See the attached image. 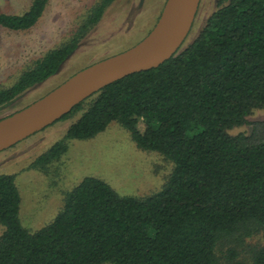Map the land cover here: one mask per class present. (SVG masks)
I'll return each mask as SVG.
<instances>
[{
  "label": "trees",
  "instance_id": "trees-1",
  "mask_svg": "<svg viewBox=\"0 0 264 264\" xmlns=\"http://www.w3.org/2000/svg\"><path fill=\"white\" fill-rule=\"evenodd\" d=\"M113 1L101 0L86 25L98 23ZM48 2L0 13V25L31 29ZM78 47L75 37L48 50L0 90V110L57 74ZM256 109H264V0H227L169 60L105 86L59 119L80 113L37 160H57L65 140L118 121L140 148L174 163L162 190L122 196L87 176L66 193L49 225L31 231L20 217L15 177L2 174L0 264H219L218 250L231 237L264 234V118L249 120ZM244 125L250 130L231 132ZM228 251L237 258L233 246ZM252 264H264V243L253 250Z\"/></svg>",
  "mask_w": 264,
  "mask_h": 264
},
{
  "label": "rangeland",
  "instance_id": "rangeland-1",
  "mask_svg": "<svg viewBox=\"0 0 264 264\" xmlns=\"http://www.w3.org/2000/svg\"><path fill=\"white\" fill-rule=\"evenodd\" d=\"M101 0H49L44 15L28 30L14 31L0 25V90L17 82L48 50L77 37L79 47L61 70L26 90L0 110V118L39 99L82 68L122 52L141 41L156 24L166 0H115L101 19L86 25ZM227 0H201L193 28L182 48L198 35L209 15ZM32 0H0V13L22 14ZM80 113L54 122L15 145L0 151V175L15 177L21 194L23 225L37 231L49 225L63 206L66 193L87 176L109 183L120 195L147 197L162 190L174 163L158 151L138 146L129 129L118 121L85 138L67 139L66 151L57 160L39 163L38 158L63 140ZM264 118L256 109L250 121ZM143 123L139 128L143 130ZM244 125L232 133L249 131ZM5 227L0 223V237ZM264 243L263 231L248 237L233 236L218 250L219 264H252V252ZM238 252L232 259L228 249ZM103 264H113L105 262Z\"/></svg>",
  "mask_w": 264,
  "mask_h": 264
},
{
  "label": "water",
  "instance_id": "water-1",
  "mask_svg": "<svg viewBox=\"0 0 264 264\" xmlns=\"http://www.w3.org/2000/svg\"><path fill=\"white\" fill-rule=\"evenodd\" d=\"M200 4L201 0H166L156 24L137 44L82 68L39 99L0 118V151L58 121L105 86L169 60L182 50Z\"/></svg>",
  "mask_w": 264,
  "mask_h": 264
}]
</instances>
